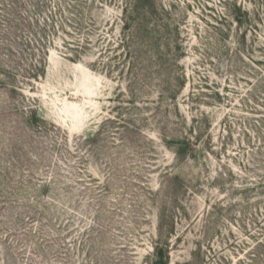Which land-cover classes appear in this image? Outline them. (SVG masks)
Here are the masks:
<instances>
[{
	"label": "rangeland",
	"instance_id": "rangeland-1",
	"mask_svg": "<svg viewBox=\"0 0 264 264\" xmlns=\"http://www.w3.org/2000/svg\"><path fill=\"white\" fill-rule=\"evenodd\" d=\"M0 264H264V0H0Z\"/></svg>",
	"mask_w": 264,
	"mask_h": 264
},
{
	"label": "trees",
	"instance_id": "trees-1",
	"mask_svg": "<svg viewBox=\"0 0 264 264\" xmlns=\"http://www.w3.org/2000/svg\"><path fill=\"white\" fill-rule=\"evenodd\" d=\"M240 20H241V19H240ZM43 27H44V28H43ZM45 27H46V26H43V25L40 27V29H41L42 32L46 30ZM55 29L57 30V28H55ZM61 29H63L62 26H61ZM57 31H58V30H57ZM41 38L45 39L44 37H41ZM47 38H49V37L47 36ZM37 45H38L39 47H42L41 51L38 50L40 53H42L43 50H44V47L47 45V43H44V44H43V43H40V42H39V43H37ZM10 47H11V46H10ZM35 67H36V70L38 71V66H35ZM33 73H35V72L33 71ZM33 73H32V74H29V77H26V78H30V79H31V78H34V75H35V74H33Z\"/></svg>",
	"mask_w": 264,
	"mask_h": 264
}]
</instances>
